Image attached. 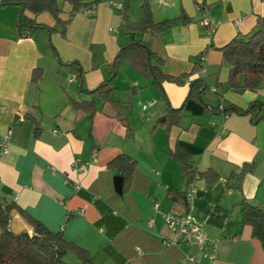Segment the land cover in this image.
Listing matches in <instances>:
<instances>
[{
    "label": "crops",
    "instance_id": "crops-1",
    "mask_svg": "<svg viewBox=\"0 0 264 264\" xmlns=\"http://www.w3.org/2000/svg\"><path fill=\"white\" fill-rule=\"evenodd\" d=\"M83 2L97 4L76 14L65 35L51 14L27 12L29 19L55 31L39 29L22 37L17 26L22 7H0V104L5 108L0 135L13 130L9 153L0 157V203L16 206L11 231L32 233L24 212L89 251L93 264H182L185 254L207 264L202 252L164 221L172 212L168 190L190 188L171 155L179 144L200 174L189 215L217 245L215 264H264V244L253 237L240 214L245 200L264 208V86L257 92L229 90V68L220 51L253 31L264 17V0H151L156 22L187 17L153 37L126 34L122 8L127 0ZM142 2L129 0L128 17L134 23L140 20ZM57 4L61 18L68 20L71 7L66 0ZM205 19L210 23L203 24ZM140 40L150 41L169 76L191 74L197 64L202 70L183 84L164 83L167 102L151 80L124 60L112 94L120 117H113L116 113L107 107L109 116L90 92L112 77L121 48ZM70 63L81 68L80 79L79 71L66 65ZM35 70L41 73L37 82L32 80ZM196 79L206 86L201 101L188 99ZM91 100L97 112L79 118L73 101ZM221 100L227 107L246 110L257 102L263 108L249 115H226L217 110ZM168 103L183 108L184 114L169 130L157 125ZM27 116L39 123L38 138ZM119 155L138 162L131 189L121 194L115 190V178L124 177L109 168ZM85 165L86 170H79ZM246 165H253L254 171L239 180ZM208 171L220 177L216 185L202 176ZM165 241L176 246L166 247ZM66 261L79 264L73 257Z\"/></svg>",
    "mask_w": 264,
    "mask_h": 264
},
{
    "label": "trees",
    "instance_id": "trees-1",
    "mask_svg": "<svg viewBox=\"0 0 264 264\" xmlns=\"http://www.w3.org/2000/svg\"><path fill=\"white\" fill-rule=\"evenodd\" d=\"M142 1L140 20L137 23L132 22L128 17L129 0L122 8L123 29L128 35L147 34L153 37L187 21L186 16H181L173 20L156 22L151 9V0ZM66 3L71 7L68 20L61 18V10L57 0H2L0 7L10 5L22 7L17 20L19 34L22 37H31L39 29H48L29 19L26 16L27 12L36 15L51 14L60 26V33L65 35L70 20L80 12L93 9L97 2L85 3L83 0H66ZM48 30L49 32L55 31ZM220 51L223 53L224 61L229 68V76L226 82L229 90L237 93L257 92L264 86V17L258 18L257 25L251 33L233 39ZM124 60H128L140 75L151 80L153 86L163 93L167 102L163 89L164 83L183 84L192 74L202 70L200 64H197L191 74H184L180 77L169 76L163 71V61L152 52L149 40L135 41L122 47L113 62L112 77L103 82L96 90L90 92L97 95L102 101L104 106L101 110L103 112L110 116L111 114L106 111V108L109 107V111L116 113L113 117H120L119 102L112 98V94L116 90L114 79L121 62ZM60 63L62 62L60 61ZM66 65L77 69L80 73L79 79L81 78L82 71L80 67H76L77 63ZM38 73L41 74L38 70L34 71L33 82H37L41 78V75L37 77ZM205 90L206 86L202 79L193 80L190 83L188 99L201 101V95ZM73 106L78 112L79 118L92 116L97 112V104L93 100L73 101ZM262 108V104L253 102L246 110L224 106L222 113L226 115L230 113L249 115L253 110ZM217 110H220V106ZM183 116V108L175 109L168 103V108L164 116L157 121V125L169 130L173 126L179 125ZM27 119L35 124L34 135L38 138L41 134L39 123L32 116H27ZM171 155L180 163L182 177L189 187L200 177V174L195 170L190 153L177 144ZM109 168L123 175L122 193L129 192L138 170V162L130 156L119 155L109 163ZM248 171L253 172L254 166L246 165L239 173L238 179L241 180ZM202 176L211 186L216 185L220 180V177L213 171H208ZM187 192L188 190H168L167 199L171 201V211L174 214L189 215L190 202L187 199ZM15 208L13 203L7 205L0 203V264H70L66 261L68 257L75 258L79 264H93V257L89 251L77 244L67 242L62 233L50 232L24 212L21 214L32 227V233H13L10 229V221L11 213ZM240 208L242 223L249 225L252 228L253 237L264 244V208L247 200L240 204ZM163 243L168 247L165 242Z\"/></svg>",
    "mask_w": 264,
    "mask_h": 264
},
{
    "label": "built area",
    "instance_id": "built-area-1",
    "mask_svg": "<svg viewBox=\"0 0 264 264\" xmlns=\"http://www.w3.org/2000/svg\"><path fill=\"white\" fill-rule=\"evenodd\" d=\"M210 21L205 19L203 24L207 25ZM72 82L76 81L75 78L71 80ZM214 93H217V89H213ZM220 111L224 110L223 101H220ZM5 111V108L0 104V117ZM13 135V130L10 129L6 134L0 135V157L3 158L9 153V147L11 144ZM73 167L76 168V163L73 164ZM88 165L82 166L79 170H86ZM77 190H80L79 185L75 186ZM195 194L194 182L190 184V188L187 192V199L189 202L192 201V198ZM155 210L158 211V205L155 206ZM164 221L166 225L177 235H179L184 241L194 244L201 252L204 259L207 261V264H215L217 259V245L210 243L207 236L203 233L201 227L190 217V215H178L174 213H167L164 215ZM165 244L168 247L176 246L175 242L165 241ZM139 250V254H140ZM182 264H200L196 257L185 254L182 258Z\"/></svg>",
    "mask_w": 264,
    "mask_h": 264
},
{
    "label": "water",
    "instance_id": "water-1",
    "mask_svg": "<svg viewBox=\"0 0 264 264\" xmlns=\"http://www.w3.org/2000/svg\"><path fill=\"white\" fill-rule=\"evenodd\" d=\"M123 178L122 177H116L115 178V190L121 194L123 190Z\"/></svg>",
    "mask_w": 264,
    "mask_h": 264
}]
</instances>
